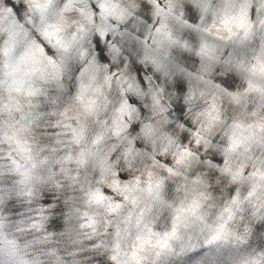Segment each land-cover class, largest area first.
Wrapping results in <instances>:
<instances>
[{"label":"clouds","instance_id":"9594fccd","mask_svg":"<svg viewBox=\"0 0 264 264\" xmlns=\"http://www.w3.org/2000/svg\"><path fill=\"white\" fill-rule=\"evenodd\" d=\"M0 264H264V0H0Z\"/></svg>","mask_w":264,"mask_h":264}]
</instances>
